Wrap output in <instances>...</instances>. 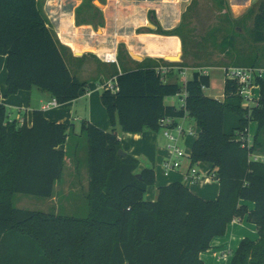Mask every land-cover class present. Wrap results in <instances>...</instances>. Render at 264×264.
<instances>
[{"label":"trees","instance_id":"obj_1","mask_svg":"<svg viewBox=\"0 0 264 264\" xmlns=\"http://www.w3.org/2000/svg\"><path fill=\"white\" fill-rule=\"evenodd\" d=\"M253 25L252 41L263 44L264 0ZM154 27L150 34H164L157 24ZM120 49L125 50L123 44ZM67 53L38 0H0L7 97L36 88L58 105L78 99L87 82L72 74ZM157 68L144 60L133 71L116 73L117 93L103 88L100 101L110 131L80 122L77 136L86 139L88 173L85 218L14 207L16 195L52 198L68 154L59 147L69 142L72 126L47 121L42 110H33L31 126L19 125L9 121L0 103V264H202L200 253L236 219L253 225L258 238L242 240L230 264H264V161L253 159L264 155V79L255 82L257 106L247 109L234 82L224 80L219 101L203 93L202 88L209 87L207 75L193 71L181 86L166 82ZM184 92L183 106L164 104L166 98ZM186 116L199 130L191 146V164L212 166L218 195L205 201L183 184L172 183L158 188L155 201H146L155 173L150 168L138 171V160L128 154L118 156L115 127L129 134L158 132L162 120ZM250 122L257 129L247 146Z\"/></svg>","mask_w":264,"mask_h":264},{"label":"crops","instance_id":"obj_2","mask_svg":"<svg viewBox=\"0 0 264 264\" xmlns=\"http://www.w3.org/2000/svg\"><path fill=\"white\" fill-rule=\"evenodd\" d=\"M96 1L100 3L99 7L95 6ZM170 1L172 2V0H148L147 2L151 7H148L145 12L138 10L140 6L137 5V0H81L80 2L75 1L69 10L63 9L66 3L65 0H58L56 7L48 5V1H46L44 5L42 4L41 9L60 44L69 50L66 55L67 66L72 74L87 82V87L85 91L80 92L78 99L75 101L57 105L47 110L43 108L51 103L53 98L36 88H32L30 91H20L7 97V59L5 56H0V103L12 110L8 113L9 121L15 120L19 125L25 123L27 126H31L33 110H42L47 121L72 126L71 131L73 132L77 129L75 122L80 123L82 120L103 131H110L112 128L100 101L103 87L107 82L115 79L116 73L121 74L125 70L133 71L144 60L159 62L158 60L166 57L161 53L150 54L145 49L141 36L156 34L138 33L137 31L147 28L149 24L148 10L154 11L156 19L163 30L169 31L175 28L177 20L174 24L171 23L174 17H177L174 15L176 4L173 5ZM64 12L70 13L67 20L62 15ZM95 14L98 20H95ZM154 30H156V27ZM156 36L163 37L161 35ZM171 38H176L179 42L178 37L171 36ZM120 44L124 45L128 55L135 53L141 57V60L131 63L126 60L123 67L118 63V60L117 64L103 62L100 55L114 50L117 57ZM154 47L159 49L158 44ZM76 53L81 55L77 56ZM134 57L136 59V55ZM175 68L181 69L177 66ZM170 77H176L175 70L164 77L166 82L174 83L175 81L169 80ZM92 80L95 82L93 83ZM167 99L164 100V104L174 106ZM222 99L223 95L219 101H222ZM180 123L193 130V135L185 137L181 143L186 145V149L190 152L199 131L197 133L194 131L196 124L188 117ZM115 131L121 150L138 160V171L150 168L155 173V183L147 188L145 194L146 201H155L158 188L172 183L183 184L190 192L205 201L216 199L219 186L211 177L212 166L208 163L192 165L190 161L183 160L178 170L171 171L166 176L164 175L163 165L168 160L169 153L167 143L163 145L164 139L161 136V130L158 132L143 131L139 134H129L122 132L119 127H115ZM253 136L249 135L248 127L249 142H251ZM67 144L60 146L59 149L66 151L68 149ZM67 155L63 172L65 169L69 170L70 167L72 168L69 170L70 172L75 170L74 164H71L72 159H69L70 156ZM258 157L264 161V155ZM73 162H75V157ZM191 168H194L197 172V178L194 181L189 173ZM50 199L56 200L54 192ZM243 204L247 205L250 210L254 208L252 203L244 202ZM257 238L258 235L253 225L247 223L244 219H236L227 226L223 236L212 239L209 249L200 253L199 260L202 264H230L242 240L256 241Z\"/></svg>","mask_w":264,"mask_h":264},{"label":"rangeland","instance_id":"obj_3","mask_svg":"<svg viewBox=\"0 0 264 264\" xmlns=\"http://www.w3.org/2000/svg\"><path fill=\"white\" fill-rule=\"evenodd\" d=\"M46 1L48 5L56 7L58 0H38L39 7H42ZM64 10H69L71 5L81 0H65ZM89 1V0H87ZM139 11L145 12L149 5L148 0H137ZM262 0H172L176 4L173 22L177 20V25L172 30H163L154 11H147V18L150 25L157 24L161 30V36L156 35L141 36L145 49L150 54L161 53L164 56H177L180 54V62L168 61L165 59L157 61H145L148 65L158 67H180L187 69L185 77H181L178 71H175L174 78H169L179 85H184V80H189L192 76V69H201L209 77V87L203 90L205 96L219 100L223 95L224 75L223 68L244 67L256 64L264 68V43L255 44L250 33L254 27V17L257 7ZM96 1L95 6L100 3ZM43 4V5H42ZM150 9V8H149ZM54 11V10H53ZM65 20L69 18L70 13H62ZM83 17H85L83 15ZM98 20L97 15L94 16ZM150 28H143L138 33H149ZM159 30V31H160ZM164 31V32H162ZM150 34V33H149ZM178 37L180 42L176 38ZM159 46L154 47L155 45ZM133 54V53H132ZM114 56V50L101 54L100 58L105 56ZM136 60L128 55L124 49L117 52L118 63L123 67L126 60L128 62H137L141 57L137 54ZM175 64L171 65V64ZM176 78V79H175ZM93 82V80H92ZM95 82V81H94ZM93 82V83H94ZM167 101L174 104L176 108L181 107L180 97H171ZM7 108V114L12 112ZM14 113V112H13ZM192 121V120H191ZM76 130L70 132V142L68 145V155L71 164H74V171L65 169L62 178L56 183L54 190L55 201L52 199H42L27 195H16L14 197V207L22 210L53 214L55 216H67L74 218H85L88 214L86 201V192L88 186V173L86 164V139L80 134L79 122H75ZM197 133L198 128L194 127ZM257 126L255 122L249 124V135L253 136ZM76 135V136H75ZM197 135V134H196ZM162 136V134H161ZM164 139V137L162 136ZM167 140H163V145ZM186 145L181 144V148L188 155ZM75 157V162L73 158ZM72 166V165H71Z\"/></svg>","mask_w":264,"mask_h":264},{"label":"built area","instance_id":"obj_4","mask_svg":"<svg viewBox=\"0 0 264 264\" xmlns=\"http://www.w3.org/2000/svg\"><path fill=\"white\" fill-rule=\"evenodd\" d=\"M102 61L108 64H117V57L114 56H105L102 58ZM178 71L181 77H185L187 69H178L175 67H159L156 69V72L164 79V77L171 73L172 71ZM193 71H198L201 74L206 75L202 72L201 69H192ZM224 80L234 82L237 85V93L242 99V106L247 109H251L257 106L259 98V87L255 83L257 79H264V68L263 67H228L223 68ZM165 80V79H164ZM187 80H184V85ZM111 93L115 94L118 92V86L115 79L110 80L104 85ZM103 87V88H104ZM205 88H202L204 90ZM186 93L176 95L175 97H180L181 106L184 105ZM58 104L53 99L51 103L44 106V110H47L52 107H56ZM183 119L174 121L172 119H165L161 122V131L164 139L167 140V150L169 153L168 160L164 163V175L166 176L169 172L178 170L181 167L183 160L190 161V153L188 155L181 148L182 140L185 137H190L193 135V130L190 127H185L180 123ZM247 146L250 145V142L247 141ZM253 159L261 160L258 156H254ZM191 162V161H190ZM192 180H196L197 172L194 168L189 169ZM206 181V180H205Z\"/></svg>","mask_w":264,"mask_h":264},{"label":"water","instance_id":"obj_5","mask_svg":"<svg viewBox=\"0 0 264 264\" xmlns=\"http://www.w3.org/2000/svg\"><path fill=\"white\" fill-rule=\"evenodd\" d=\"M147 27L150 28V29H154V28H155L153 25H150V24H148ZM76 55H77V56H80L81 54L76 53ZM130 56L133 57V58L135 59V57L133 56V54H130ZM164 59H165V60H168V61H175V62L178 63V62H180V54L177 55V56H166ZM135 60H136V59H135ZM118 156H120V157H125L126 154H125L122 150H119V151H118ZM137 178L140 179V178H141L140 175H137Z\"/></svg>","mask_w":264,"mask_h":264}]
</instances>
